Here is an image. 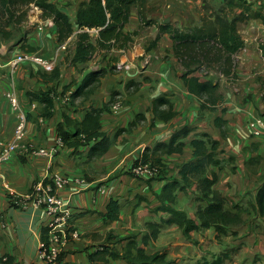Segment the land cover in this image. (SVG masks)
Segmentation results:
<instances>
[{"label":"crops","instance_id":"crops-1","mask_svg":"<svg viewBox=\"0 0 264 264\" xmlns=\"http://www.w3.org/2000/svg\"><path fill=\"white\" fill-rule=\"evenodd\" d=\"M48 1L56 4L73 23L79 4L87 0ZM224 1L149 0L152 7L161 8V13L156 11L148 14V19L185 29L198 22L201 9L206 4L207 7L214 8ZM245 1L255 9L264 10V0ZM34 11H30L33 14L31 20L34 21L27 22L25 36L17 42L15 49L9 50L6 43L0 42V148L12 139L14 128V114L5 99L7 92H14L21 106L29 111L25 141L36 149H48L56 144L58 126L66 133L72 131V127L64 126L63 114L72 120L81 121L89 107L101 108L105 102L100 97L81 107L78 113L72 104H68L62 115L57 113L50 117L42 116L40 111L43 105L32 100L28 94L45 93L53 82L54 71L40 69L30 63L13 69L10 66L13 50L18 52L17 49L23 44L35 48V52L42 56L49 57L54 46L58 49L64 44L65 49L60 51L68 47L72 54L76 37L57 43L52 20L42 19L38 8ZM239 24L243 27L240 36L245 42V48L238 53L241 64L237 70L238 79L231 86L225 80L219 81L218 92L222 94L226 108L224 114L217 112L214 116L200 115L198 99L188 93L179 78L181 67L172 54L169 36H161L156 47L146 52V42L154 40L158 31L154 26L147 27L150 32L146 31L135 11L131 13L129 23L124 28L125 32H137L133 44L127 50L114 49L107 54L106 60L96 56L88 64L78 66V70H83L92 63H97V68L105 67L107 59L116 58V62L123 66L121 70L128 69V72L130 70L132 74L138 75L141 72L144 78L157 82L156 90L142 106L127 107L118 116H109L105 112L102 114L100 132L110 137V146L99 158L91 161L87 159L89 146L68 148L63 144L50 164L43 157L17 154L0 166V264H45L38 260L37 253L46 242H43L42 237L49 218L42 207L33 205L28 194L36 183L50 179L55 173L68 179V184L56 192V195L70 208V230L76 236L69 235L63 242L59 264H89V256L106 243L109 237L115 239L108 242V248L121 252L127 241L116 240L132 236H136L137 243L147 254L164 252L166 260L172 264H198L201 259L215 254L224 246L238 243L245 246L244 250L249 248L248 251L259 256L263 261L260 264H264V217H259L252 208L256 189L264 181V134L254 137L248 127L255 119L264 121V97L259 84L264 82V26L260 19L253 18ZM143 29L144 41H139L137 38ZM162 43L167 47V52L164 50L162 54L168 58L160 55L158 48L163 49ZM139 69L138 73L136 70ZM254 70L257 72L253 73ZM128 72L122 70V73ZM70 75L78 77L76 72ZM108 75L109 72L105 76ZM136 76L131 75L132 78ZM115 81L113 77L106 79L109 86L100 95L103 93L107 97ZM161 96L172 99L177 115L168 122L157 119L152 122L153 115L149 110L153 100ZM52 101L55 104L53 97ZM31 103L36 104V111L29 110ZM140 113L146 118L140 126L131 132H119ZM215 117L226 121L225 137L221 136L220 130L214 125ZM183 127L191 128L185 143L198 138L202 133L219 142L216 159L220 161V167L210 166L207 169L208 176L213 173L217 178L213 190L226 197L229 206L249 204V208L243 215L242 224L232 227L228 236L222 238V243L217 242L212 229L192 232L190 238L186 239L180 229L170 227L162 230L156 240L143 246L140 244V237L147 232L146 222H159L161 218L168 216L157 210L162 186L169 179H179L178 172L182 164L193 160L192 149L186 146L179 156L161 157L160 161L164 165L162 172L137 177L130 173V168L145 148L167 142L175 131ZM116 132L119 133L114 137ZM245 199L247 202L244 204ZM110 201H116L119 206V218L116 221H108L103 217ZM200 203L197 188L193 186L187 192L178 193L173 207L196 220L195 211ZM100 264L126 262L108 258L106 263Z\"/></svg>","mask_w":264,"mask_h":264},{"label":"trees","instance_id":"trees-1","mask_svg":"<svg viewBox=\"0 0 264 264\" xmlns=\"http://www.w3.org/2000/svg\"><path fill=\"white\" fill-rule=\"evenodd\" d=\"M30 6L41 11L42 19L52 20L56 29L57 43H63L72 36L76 37L74 50L68 57L69 65L75 69L79 65L88 64L96 56L106 60L107 54L114 49L127 50L133 44L137 32H125L124 28L129 23L131 13L135 11L142 26H154L158 31L156 38L146 48V52L156 47L161 36L168 35L172 42V54L181 67L179 78L188 93L198 99L200 112H215L220 108L222 114L226 112L225 102L218 93V83L208 78L209 73L213 71L226 78L235 76L237 55L245 46L237 25L253 18L260 19L264 26V13L261 10H253L252 4L245 0H225L216 10L205 6L206 12L199 17L198 22L185 29L148 19L149 0H87L79 4L73 23L67 14L48 0H0V14L2 21H5L2 25H9L15 20L22 21L27 14L25 9ZM236 10L239 12H235ZM26 51L35 52L36 49L28 46ZM262 55L264 56V48ZM116 61V58H109L105 67L89 69L82 78L81 84L72 92L71 98L92 94L94 88L100 85V79L114 69L111 64H115ZM52 75V79L57 78L59 70L55 69ZM90 87L92 89L85 93L84 90ZM260 87L264 97V82H261ZM28 96L43 105V117L51 116L50 110L52 111L53 104L48 94L29 93ZM110 103L103 104L101 108L89 107L81 121L72 120L63 114L64 126L72 127V131L66 133L58 126L57 136L68 148L89 146L87 152L89 161L101 157L110 146V137L100 132V118L109 110ZM149 111L153 115L152 122L155 119L168 122L177 115L172 99L167 96L154 99ZM145 120L144 114H137L134 120L119 132H131ZM214 125L220 130L221 136L225 137L226 121L221 117H215ZM119 132H116L114 137ZM190 133L189 127L175 131L167 142L145 148L134 163V165L149 163L156 172H162L159 167L161 157L179 156L183 154L186 146L192 149L193 160L182 164L178 172L179 179H169L162 186L158 197L160 206L157 210L168 216L161 218L159 222H146L147 232L140 237V244L143 246L149 241L156 240L162 230L170 227L180 229L186 239L190 238L192 232L212 229L216 240H220L229 229L242 224L246 209H242L239 204L229 206L228 199L213 190L217 180L216 175L207 174L208 167H220V161L216 159L219 142L202 133L198 138L185 143L184 140ZM193 186H196L198 199L201 202L195 211L196 220L173 207L178 193L185 192L187 188ZM252 208L259 217H264V181L256 189ZM103 217L108 221L118 220L119 206L116 201L107 204ZM46 239L45 231L43 242ZM114 239L107 238L106 243L89 256V264L106 263L108 258L123 260L126 264H172L166 260L164 252L147 254L137 243L136 236L116 240L127 241L121 252L108 248V242ZM218 263L219 261H215L211 264Z\"/></svg>","mask_w":264,"mask_h":264},{"label":"rangeland","instance_id":"rangeland-1","mask_svg":"<svg viewBox=\"0 0 264 264\" xmlns=\"http://www.w3.org/2000/svg\"><path fill=\"white\" fill-rule=\"evenodd\" d=\"M210 1H212V0H210ZM224 2H223V4H224ZM68 4H69V2H68ZM206 6H207V4H206ZM218 7L219 6L216 5L212 9L216 10ZM33 8H31V6H30L29 8L25 9L27 11V14H26V17L22 21L15 20L12 23H10L9 25H5V26L2 25L5 21L4 20L2 21V17L0 14V42L6 43L9 50L15 49L17 42L25 36L24 29L27 30V26H28L27 22H29L31 20V17H33V14H30V11L35 12L34 10L36 9V7L33 6ZM159 8H160L159 6L152 7L149 3L147 15L152 14L156 11L160 12L161 8L160 9ZM204 8H205V6L202 7L201 12H200V16L206 12L204 10ZM252 9L253 10H259V9H255V8H252ZM235 12H239V11L236 10ZM261 12L264 13V10L263 11L261 10ZM18 14H17V17H18ZM33 21L34 20L32 19L31 22H33ZM196 23H194V24H196ZM194 24H192V25H194ZM29 25H31V24H29ZM237 26L239 29L238 32L240 34L241 29H243V27L240 24ZM32 27H33V24H32ZM142 27L146 28V31L150 32V30L147 29V27L150 28L152 26H142ZM142 31H144V29L141 30L139 33L140 35L137 38V39H139V41H144L143 38L145 36V33H143ZM141 36H143V37L141 38ZM150 42L151 41L146 42L145 51H146V48L149 46ZM263 44H264V42H263ZM162 46H163V49H162V47L158 48L159 51L161 52L160 55H163L162 51H164V50H165V52H167L166 51L167 47H166L165 43H162ZM27 47H28L27 45L22 44L17 49L18 52L13 50L14 52H13L12 57L14 58L16 55L20 54L22 51L23 52L26 51V49H24V48H27ZM55 47L56 46H54V49H55ZM51 48H52V46H51ZM67 48L64 51H60V50L58 51V49L56 48L55 49L56 51L53 49V53L51 54V56H49V57L43 56L44 58H46L48 60H53V67H52L51 71H54L55 69L59 70V76L57 78L53 79L52 84L48 87L47 91L45 92L46 94H48L51 101H52V97L55 100V104L52 101V104L54 107H53L52 111L50 110L51 115L57 114V113H58V115H62L66 110L65 107L68 104H72L74 109L75 110L77 109L76 113H78L80 111L81 107L86 106L87 103L94 102L95 100L97 101L101 97V100L105 101L103 104L111 102L108 105L109 110L106 111L105 113L109 116H118L127 107L134 108L135 106L137 107V106H142V104H145L146 103L145 101L147 98H149V95L151 96V94H153L154 91L156 90L155 87H156L157 82H155L149 78H144L140 72V69H139V71L136 70L138 73L140 72V75H138L137 73L132 74L130 70L128 72V69H122V70H126V72H128V73H122L121 69L116 68V64L119 63V62H116V64L113 65L114 69L111 72H109L110 75L104 76L100 79V85L98 86V88H94L92 94H89L87 96L83 95V96L76 98L74 100L71 98L72 92H74L76 87L81 84V80L88 73L89 68H92V67H94L95 69L97 68V67H95V66H97V63L96 64H94V63L89 64V65H87L86 68H84L81 71L78 69H75L72 66H70L68 63V61H69L68 57L70 55V51ZM244 48H245V46H244ZM19 51H20V53H19ZM163 57L168 58L165 55H163ZM240 65L241 64H240V61H239L238 55H237V64H236V69H235V76H232L230 78H226L224 76H219V75L213 73V71H211L209 73L210 75L208 78L214 82H217L218 87H219V81H221V80H223V81L225 80L226 83L229 84L230 86L233 84H236L235 82L238 79L237 70L239 69ZM73 72H76V75L78 76L77 78L70 75ZM256 72H257V70L253 71V73H256ZM128 74L137 75V76H136V78H132L131 75H128ZM110 77L115 78V80H116L115 84L112 85V89H111L109 95L107 97H105L106 95H104L102 93L103 94V97H102V94L100 95V92L102 90H104V88H105L104 91H106V88L109 86V84L106 82V79H109ZM129 78H131V79H129ZM256 81L259 82V79H256ZM110 84H112V83L110 82ZM259 84H261V82H259ZM90 89H92V88L91 87L87 88L84 90V92L86 93ZM218 93H220V92H218ZM116 104H119L117 110L114 109ZM34 111H36V109ZM217 112H221L220 108H218L215 112H211V111L200 112L201 113L200 115L201 116H214ZM40 113L43 114V108L40 111ZM29 114H28V116H29ZM60 128H62V127H60ZM163 166L164 165H162V163H161V165L159 167L162 169ZM151 167H153V166H151ZM155 167L160 169L156 165H155ZM188 189L189 188L186 189V192L188 191ZM246 202H247V199H245L244 204ZM241 208L242 209L245 208L247 210L249 208V204L243 205V206H241ZM230 232L231 231L229 229L227 234L223 237L226 238V236H228V234ZM222 238L220 240H217V242L222 243V241H223ZM244 247L245 246H242L239 243H238V245H236V244L226 245L220 251L216 252L215 254H212L211 256L208 255L205 258L201 259V261L198 264H211L215 261H219L218 264H260V262H263L262 259L259 258V256L254 255L253 252H251V251H248L249 248L247 250H244Z\"/></svg>","mask_w":264,"mask_h":264},{"label":"built area","instance_id":"built-area-1","mask_svg":"<svg viewBox=\"0 0 264 264\" xmlns=\"http://www.w3.org/2000/svg\"><path fill=\"white\" fill-rule=\"evenodd\" d=\"M61 49H65L64 44L58 48V51ZM24 63H30L44 70H51L53 67V60L44 58L38 52L24 51L10 60V66L13 69ZM122 67V64H116L117 69H121ZM5 99L14 114V128L12 139L2 144L0 148V166L10 161L17 154L43 157L50 164L62 147V140L58 137L56 144L48 149H36L27 144L25 140L29 111L21 106L14 92L5 93ZM118 105L116 104L114 107L115 110L118 109ZM35 109L36 104L31 103L29 110L34 111ZM248 127L251 135L254 137L264 134V121L260 118L251 121ZM155 172L156 170L152 169L149 163L133 165L130 168V173L137 177ZM67 184L68 179L66 176L55 173L50 179L36 183L28 194L33 205L35 207H42L49 218L46 228V242L42 244L37 253L38 260L45 264H59L58 258L63 242H65L69 235L76 237L74 232L70 230V208L66 202L63 203L56 195V192L63 189Z\"/></svg>","mask_w":264,"mask_h":264}]
</instances>
